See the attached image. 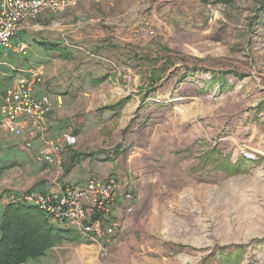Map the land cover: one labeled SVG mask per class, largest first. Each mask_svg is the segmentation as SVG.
<instances>
[{
    "label": "rangeland",
    "instance_id": "1",
    "mask_svg": "<svg viewBox=\"0 0 264 264\" xmlns=\"http://www.w3.org/2000/svg\"><path fill=\"white\" fill-rule=\"evenodd\" d=\"M53 15L18 33L24 51L17 36L0 46V95L36 69L46 125L77 144L48 165L41 138L28 152L0 128V215L24 192L111 174L133 211L105 251L78 236L25 264H264V0H83ZM53 41L67 56L35 64ZM78 155L91 157L74 170Z\"/></svg>",
    "mask_w": 264,
    "mask_h": 264
},
{
    "label": "built area",
    "instance_id": "2",
    "mask_svg": "<svg viewBox=\"0 0 264 264\" xmlns=\"http://www.w3.org/2000/svg\"><path fill=\"white\" fill-rule=\"evenodd\" d=\"M81 0H0V46L10 48L13 39L26 29H31L41 14L59 15L76 8ZM24 44L13 50L22 52ZM29 78L7 88L1 95L0 128L11 130L15 137L24 138L23 150L33 149V141L40 140L37 157L50 165L61 166L59 153L63 148L77 144V137L64 133L47 139L46 117L51 111V101L45 94H36L40 74L30 70ZM246 161L254 160V154L240 151ZM61 169V168H60ZM114 174L105 179H90L79 189L69 185L55 191H27L8 204L25 205L50 219L51 226L66 225L86 242L105 251L122 232L125 218L131 215L133 196L120 190ZM57 228V227H56ZM68 229V230H69Z\"/></svg>",
    "mask_w": 264,
    "mask_h": 264
},
{
    "label": "trees",
    "instance_id": "3",
    "mask_svg": "<svg viewBox=\"0 0 264 264\" xmlns=\"http://www.w3.org/2000/svg\"><path fill=\"white\" fill-rule=\"evenodd\" d=\"M50 45L49 43L40 45L49 57L56 58L66 55L58 47H55L56 52H50ZM104 79L106 77L95 82L100 84ZM78 156V160L73 159V162L71 160L72 167H75L80 158L91 157V155ZM241 164L245 163L242 161ZM0 216V264H25L29 260L42 257L55 243L62 240H79L75 232L49 225L38 211L25 205H8L4 207Z\"/></svg>",
    "mask_w": 264,
    "mask_h": 264
},
{
    "label": "crops",
    "instance_id": "4",
    "mask_svg": "<svg viewBox=\"0 0 264 264\" xmlns=\"http://www.w3.org/2000/svg\"><path fill=\"white\" fill-rule=\"evenodd\" d=\"M81 1H83V0H81ZM53 16H59V15H53ZM22 37H18L17 36V39H16V43L14 42V45L13 46H15V45H18V44H23V42H19V39H21ZM51 40V39H50ZM14 41V40H13ZM12 41V42H13ZM52 41V40H51ZM53 42H55L56 44L55 45H57V47H58V45H61L60 43H57L56 41H53ZM25 45V44H24ZM26 46V45H25ZM41 48V47H40ZM59 48V47H58ZM40 51H41V54H42V58H43V60H39V61H33L35 64L36 63H38L37 65H39V63L42 61V63L44 64L46 61L45 60H47V59H49V56L45 53V52H43V50H42V48L40 49ZM36 53V52H35ZM32 62V63H33ZM42 63H40V64H42ZM34 65V64H33ZM29 76L27 75V78H28ZM37 93L38 94H41V93H43V92H41V89H38L37 90ZM0 97H1V95H0ZM53 123L51 122V120H48V123H47V132H46V134H45V138H49V139H53V138H57V137H59L60 135V133H55V132H53ZM77 137V136H76ZM70 149H72L71 147H70ZM77 167L75 168L74 167V170H76L77 168H78V165H76ZM94 168H96V167H94ZM98 175V174H97ZM93 179V178H92ZM45 189H47V188H45ZM58 188H57V186L56 187H54V188H48V190H46V191H55V190H57ZM1 201H3V200H1Z\"/></svg>",
    "mask_w": 264,
    "mask_h": 264
}]
</instances>
